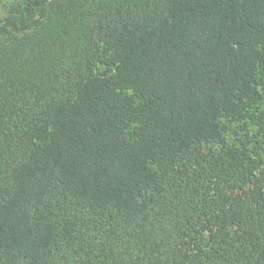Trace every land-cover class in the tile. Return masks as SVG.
<instances>
[{"label":"trees","instance_id":"1","mask_svg":"<svg viewBox=\"0 0 264 264\" xmlns=\"http://www.w3.org/2000/svg\"><path fill=\"white\" fill-rule=\"evenodd\" d=\"M260 90L264 0H12L0 264H264Z\"/></svg>","mask_w":264,"mask_h":264},{"label":"rangeland","instance_id":"2","mask_svg":"<svg viewBox=\"0 0 264 264\" xmlns=\"http://www.w3.org/2000/svg\"><path fill=\"white\" fill-rule=\"evenodd\" d=\"M12 0H0V11L3 10ZM99 71L103 67L99 66ZM260 98L254 102L250 110V115H257L264 112V90H260ZM223 144L234 146L236 149L247 148L248 153L264 163V128H260L252 119L243 124L225 123L223 129ZM221 143H214L213 148H220Z\"/></svg>","mask_w":264,"mask_h":264}]
</instances>
